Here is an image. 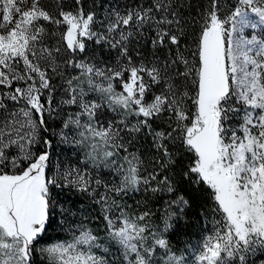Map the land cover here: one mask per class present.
Returning <instances> with one entry per match:
<instances>
[{
    "label": "snow or ice",
    "instance_id": "1",
    "mask_svg": "<svg viewBox=\"0 0 264 264\" xmlns=\"http://www.w3.org/2000/svg\"><path fill=\"white\" fill-rule=\"evenodd\" d=\"M0 264H264V0H0Z\"/></svg>",
    "mask_w": 264,
    "mask_h": 264
},
{
    "label": "trees",
    "instance_id": "2",
    "mask_svg": "<svg viewBox=\"0 0 264 264\" xmlns=\"http://www.w3.org/2000/svg\"><path fill=\"white\" fill-rule=\"evenodd\" d=\"M130 203H135V201H130ZM200 208L198 206H193L192 209L188 210V225L189 227L182 228V231L186 233L185 239H191V242L196 243L195 235L197 234L198 227L203 223H209L199 215Z\"/></svg>",
    "mask_w": 264,
    "mask_h": 264
},
{
    "label": "rangeland",
    "instance_id": "3",
    "mask_svg": "<svg viewBox=\"0 0 264 264\" xmlns=\"http://www.w3.org/2000/svg\"><path fill=\"white\" fill-rule=\"evenodd\" d=\"M109 2L110 3H115L116 2V0H109ZM126 2V0H119V3L122 5L123 3H125ZM107 6V5H106ZM59 151H60V146H56V152L57 153H59ZM75 157V153H73V158ZM80 207H81V209H82V211L84 210V209H91L92 208V205H91V202L90 201H88V200H82V203H81V205H80ZM96 215V212L95 211H93L92 212V216H95ZM98 223H100L99 221H93V225H95V224H98Z\"/></svg>",
    "mask_w": 264,
    "mask_h": 264
}]
</instances>
